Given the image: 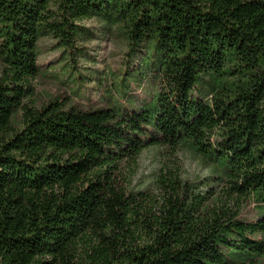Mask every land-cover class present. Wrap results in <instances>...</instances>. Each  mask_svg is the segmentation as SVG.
<instances>
[{
	"label": "trees",
	"instance_id": "1",
	"mask_svg": "<svg viewBox=\"0 0 264 264\" xmlns=\"http://www.w3.org/2000/svg\"><path fill=\"white\" fill-rule=\"evenodd\" d=\"M92 17L155 43L151 103L25 102L39 38L72 48ZM150 146L212 174L125 187ZM0 264H264V0H0Z\"/></svg>",
	"mask_w": 264,
	"mask_h": 264
},
{
	"label": "rangeland",
	"instance_id": "2",
	"mask_svg": "<svg viewBox=\"0 0 264 264\" xmlns=\"http://www.w3.org/2000/svg\"><path fill=\"white\" fill-rule=\"evenodd\" d=\"M78 27L72 48L59 47L51 36L39 38V73L29 80L31 93L25 102L39 107L58 99L66 105L127 110L150 104L161 86L160 74L153 67L161 57L155 43L133 46L121 24L99 17L83 19ZM163 165L176 168L182 181L212 174V167L186 148L171 152L150 146L135 161L123 162L120 183L131 190L154 189L155 176ZM223 208L233 211L235 206L225 203Z\"/></svg>",
	"mask_w": 264,
	"mask_h": 264
}]
</instances>
